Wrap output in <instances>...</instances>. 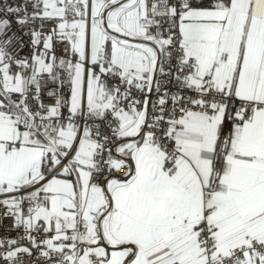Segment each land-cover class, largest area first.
I'll list each match as a JSON object with an SVG mask.
<instances>
[{
    "label": "snow or ice",
    "instance_id": "obj_1",
    "mask_svg": "<svg viewBox=\"0 0 264 264\" xmlns=\"http://www.w3.org/2000/svg\"><path fill=\"white\" fill-rule=\"evenodd\" d=\"M0 264H264V0H0Z\"/></svg>",
    "mask_w": 264,
    "mask_h": 264
}]
</instances>
